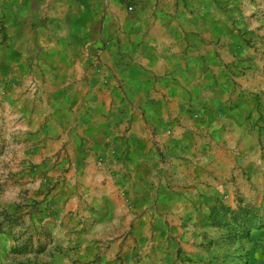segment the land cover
Segmentation results:
<instances>
[{
    "label": "rangeland",
    "instance_id": "374dc122",
    "mask_svg": "<svg viewBox=\"0 0 264 264\" xmlns=\"http://www.w3.org/2000/svg\"><path fill=\"white\" fill-rule=\"evenodd\" d=\"M215 9L212 115L166 145L150 125L149 182L131 188L113 153H76L42 117L48 59L29 58L30 25L0 42L27 64L0 63V264H264V0Z\"/></svg>",
    "mask_w": 264,
    "mask_h": 264
},
{
    "label": "crops",
    "instance_id": "0c3cea01",
    "mask_svg": "<svg viewBox=\"0 0 264 264\" xmlns=\"http://www.w3.org/2000/svg\"><path fill=\"white\" fill-rule=\"evenodd\" d=\"M215 10V0H0V42L18 40L30 25V37L21 36L29 58L48 59L38 63L49 75L42 117H60L57 135L76 153L88 146L113 153V177L131 188L149 182L150 125L166 145L167 132L178 136L193 117L212 115L208 91L222 33ZM19 56L3 48L0 63L26 67L11 61ZM86 159L74 166L82 179L97 169Z\"/></svg>",
    "mask_w": 264,
    "mask_h": 264
},
{
    "label": "built area",
    "instance_id": "2783aa9c",
    "mask_svg": "<svg viewBox=\"0 0 264 264\" xmlns=\"http://www.w3.org/2000/svg\"><path fill=\"white\" fill-rule=\"evenodd\" d=\"M129 10H131V9H129Z\"/></svg>",
    "mask_w": 264,
    "mask_h": 264
}]
</instances>
